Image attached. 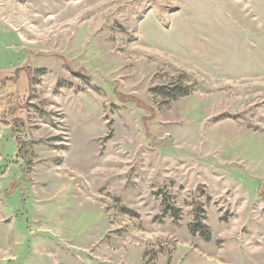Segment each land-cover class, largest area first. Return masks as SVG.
Returning <instances> with one entry per match:
<instances>
[{"label":"rangeland","instance_id":"rangeland-1","mask_svg":"<svg viewBox=\"0 0 264 264\" xmlns=\"http://www.w3.org/2000/svg\"><path fill=\"white\" fill-rule=\"evenodd\" d=\"M3 87L0 264H264V0H0Z\"/></svg>","mask_w":264,"mask_h":264},{"label":"trees","instance_id":"trees-1","mask_svg":"<svg viewBox=\"0 0 264 264\" xmlns=\"http://www.w3.org/2000/svg\"><path fill=\"white\" fill-rule=\"evenodd\" d=\"M20 71H23V70L22 69H18L17 70V73L19 74ZM11 81L15 83V81H17V80L16 79H12ZM14 83H13V85H14ZM13 93H15V94L17 93V88L15 86H14ZM2 94L3 95L1 96L2 99L0 100V104H3L2 107L4 109H6L7 104H8V101L11 99V97L13 96V94H11L10 96H9V94H6V92L4 91V87H3ZM9 125L11 126V123ZM168 207L170 208L169 210L174 211V209L171 208L170 204L168 205ZM195 225H197L195 228H198V229H195L194 232H198V233H200L202 235V237L208 239L209 238V233L207 231L206 226L203 225L202 220L197 219V223Z\"/></svg>","mask_w":264,"mask_h":264},{"label":"crops","instance_id":"crops-1","mask_svg":"<svg viewBox=\"0 0 264 264\" xmlns=\"http://www.w3.org/2000/svg\"><path fill=\"white\" fill-rule=\"evenodd\" d=\"M9 142L5 130L0 126V172L3 170L4 165L8 160V156L11 153Z\"/></svg>","mask_w":264,"mask_h":264}]
</instances>
